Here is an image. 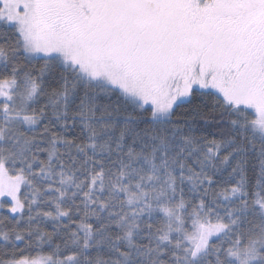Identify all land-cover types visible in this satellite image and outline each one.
<instances>
[{
    "label": "snow or ice",
    "instance_id": "6c2138e0",
    "mask_svg": "<svg viewBox=\"0 0 264 264\" xmlns=\"http://www.w3.org/2000/svg\"><path fill=\"white\" fill-rule=\"evenodd\" d=\"M0 264H264V0H0Z\"/></svg>",
    "mask_w": 264,
    "mask_h": 264
}]
</instances>
